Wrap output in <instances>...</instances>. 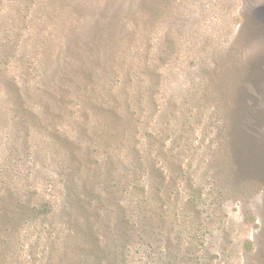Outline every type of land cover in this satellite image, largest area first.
Returning <instances> with one entry per match:
<instances>
[{
	"label": "rangeland",
	"instance_id": "1",
	"mask_svg": "<svg viewBox=\"0 0 264 264\" xmlns=\"http://www.w3.org/2000/svg\"><path fill=\"white\" fill-rule=\"evenodd\" d=\"M99 17L112 31L72 42H97L89 81L44 109L74 70L65 26ZM79 162L101 175L102 235L121 206L136 222L132 264H264V0H0V189L55 208L8 234L5 264L67 262L58 213Z\"/></svg>",
	"mask_w": 264,
	"mask_h": 264
},
{
	"label": "trees",
	"instance_id": "2",
	"mask_svg": "<svg viewBox=\"0 0 264 264\" xmlns=\"http://www.w3.org/2000/svg\"><path fill=\"white\" fill-rule=\"evenodd\" d=\"M65 8L73 14L72 8L64 7V9ZM109 22L99 17L97 20H94V25L90 27V30L82 23H77V25L74 26L72 24L65 26L63 54L68 56L69 53H71L76 57L74 59V70L71 71L69 66L65 68L61 77V85L59 86L58 84L54 91H47V94H50V103L44 104V109L50 110V106L61 107L62 109V105L65 107V104L68 102L67 98L71 96L73 100L77 98L75 91H73V87H71L74 82L72 75L80 74L85 77L86 80L89 79L91 75L88 69L90 66L89 63L91 61L94 62L92 60L93 54L96 53V46L93 43L97 42H95V40L91 44L86 43L85 46L87 48L83 51L80 48V50L78 49L79 51H77L72 47V42H89L91 36L95 35L97 32L112 31ZM96 38H98V35ZM57 63H60L59 60ZM81 87L82 86H79L78 91H82ZM83 91L81 96H83L85 103L81 102V107L87 106L88 101L91 100V97H89L90 94L87 92V87ZM25 96L26 93L21 90L20 87L16 89L15 101L22 106L20 110L23 115L26 116V118L33 117L40 119L37 113L31 112L30 114L28 107L25 106ZM106 112L110 115L109 118L111 120L118 119L119 117L116 109H109ZM54 114L57 117H61L59 113ZM62 115H64V113ZM226 149L229 150L227 147ZM74 162L77 163V161ZM78 165V178L75 177L74 180L75 182H79V185L76 186L74 181H71L72 186L69 187L70 191L66 194V197L63 198V203L60 206V213H58L61 222H63V229L66 230L65 232L67 233L65 247H67L66 250L68 251L61 258V261L68 259L65 264H132L130 261L132 255L129 241L133 236L132 232L136 229V222H133V218H131L128 209L121 206L118 210L119 214L114 217L113 220H109L107 225V229L113 231L116 235L112 237L102 235L103 232L101 233L99 230L98 223L101 210L92 203L93 200H97L101 203L104 201L103 190H98L95 184L96 181H94L101 175L98 172L94 171V173L92 170L84 168V163L79 162ZM110 175H112V173H110ZM114 177L113 173L112 178ZM74 185L77 187V191H75ZM146 188V185H143L144 192ZM0 190V264H5L8 254L11 252L9 244L11 235L8 234L11 232L17 234V230H19L22 224H27L30 221L37 222L41 217L53 215L55 208L50 202L35 205L36 203L33 202V200L30 201L27 199L23 201L21 197L22 194L17 190L12 192L10 189ZM107 195L111 196L113 199L116 198L114 190L108 191ZM103 208L105 209L104 204ZM148 217L149 216H147L146 220L151 225L153 219L151 216L150 218ZM14 234L11 236V239ZM167 260L168 261H165L163 264H171L169 259Z\"/></svg>",
	"mask_w": 264,
	"mask_h": 264
}]
</instances>
